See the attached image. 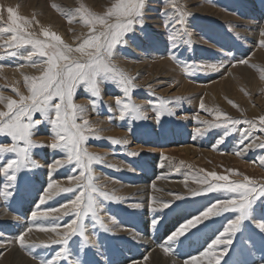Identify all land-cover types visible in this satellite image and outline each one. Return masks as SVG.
<instances>
[{
    "label": "rangeland",
    "instance_id": "obj_1",
    "mask_svg": "<svg viewBox=\"0 0 264 264\" xmlns=\"http://www.w3.org/2000/svg\"><path fill=\"white\" fill-rule=\"evenodd\" d=\"M112 2L114 0H0V26L6 25L7 8L11 7L19 16L33 22L29 31H34L41 39V30L48 29L60 35L66 44L75 47L88 33L87 27L79 20L77 10L86 9L101 15ZM178 3L188 13L185 26L191 34L190 47L181 45L173 49L170 46L168 33L163 26L165 18L161 16L167 7L165 0H148L143 32L137 31L138 40L122 47L113 61L118 70L135 78V88L130 92L131 102L141 106L148 117L146 120H136L131 115H126L123 120L119 118L115 99L117 96L123 98V93L114 84L103 85L101 102L95 111L86 99L84 88L79 87L74 96V102L86 106L87 118L100 130L96 133L100 138H92L87 144L89 152L103 157L102 163L93 165L96 183L103 191L116 198L104 201L100 213L106 223L109 217L115 219L113 232L105 233L99 228L96 230V238L104 255H95L93 249L88 257L100 260V264H115L119 261L120 264H131L132 260L139 264H179L174 258L182 264L191 255H198L203 251L218 231L223 230L226 223L224 217L232 216L231 213L211 217L191 229L185 237H181V241L186 240V247L195 241L200 243L195 250H184L186 256H183V252L180 257L176 256L177 245L176 257L165 256L159 247L180 224L208 207L213 202L212 197L223 196L221 193L190 196L184 179L194 171L204 169L227 174V169H235L264 183V167L258 162V157L264 155V150L255 148L243 156H237L235 150L238 132L231 133L222 144H217L222 129H209L202 136L195 133L196 128L203 130L205 127L198 122L197 117L212 121L216 110L234 119L257 120V123V118L264 115V48L258 44L261 39L259 32L264 28V0H178ZM69 17L72 18L71 23ZM28 51H31L30 46H25L19 49L16 56H6L3 49H0V93L4 96L18 99L13 88L27 95L24 75H40L42 69L32 68L25 59ZM229 53L235 54L236 61L247 59L249 65L255 67L236 63ZM170 54L177 56L178 60L170 59ZM184 62L189 65L223 64L224 67L219 71L208 72L189 68L191 75H187L182 67ZM20 65L24 67L21 68ZM202 101L207 109L213 110L212 115L200 109ZM161 103H166L168 111H161L158 122L156 114ZM108 106H111V112L108 111ZM0 110H5L3 102H0ZM169 111L173 114L169 115ZM35 118L40 119L38 113ZM49 132L50 126L45 125L34 139L48 144L51 142ZM256 135L264 139V133L257 132ZM113 140L127 143L114 144ZM7 142L8 138L0 137V143ZM214 144L217 145L215 150ZM51 150H33V159L40 167L27 173L25 181L13 192L11 198L0 199V264H39L38 259L33 257L47 258L52 254V249L58 246L54 245L52 249L37 247L25 250L20 248L15 238L25 233L27 243L39 244L54 236L51 232L44 234L45 231H40L41 226H52L55 222L59 226L57 231H62V226L71 219L69 216H62V213L48 211L47 218L41 216L36 221L31 220L33 211L42 213L59 208L74 198L71 193H61L46 200L44 204L39 203L44 188L50 181L59 182L63 187L69 186L66 177L71 174L70 167L54 168L50 172L49 165L56 159L64 158L63 153ZM132 152L138 155H129ZM230 179L239 180L241 177L230 176ZM158 181L160 182L156 183ZM4 182L5 178L0 173V190L3 189ZM176 183L179 185L176 186ZM188 183L190 187H196L191 181ZM145 184L152 186L154 193L167 196V199L159 202L171 201L170 208L157 207V211L147 221L146 216L144 220L140 218L138 207L132 206L137 203L141 205L142 202L133 200L131 193L134 191L128 190L129 187L138 189ZM169 193L181 194L185 199L175 200L174 195ZM145 205L146 210L151 212L150 200ZM154 217L158 220L155 228L151 226ZM91 223L89 220L90 235ZM29 228L32 229L31 232L27 231ZM137 239L151 244V249L161 251V255H154L144 261L143 257L148 255L142 254L143 242H137ZM183 242L178 245H183ZM78 243L79 238L75 237L69 246L75 251ZM131 250L133 255L129 252ZM262 255L264 251L257 239L255 248L248 246V251L242 258L249 261V264H261ZM236 258L237 254L233 253L232 259ZM73 259L74 257L70 258L66 264H72ZM221 264H224V260Z\"/></svg>",
    "mask_w": 264,
    "mask_h": 264
},
{
    "label": "snow or ice",
    "instance_id": "obj_2",
    "mask_svg": "<svg viewBox=\"0 0 264 264\" xmlns=\"http://www.w3.org/2000/svg\"><path fill=\"white\" fill-rule=\"evenodd\" d=\"M165 3L167 7L161 16L165 18L163 26L168 33L170 46L173 49L181 45L190 47L191 34L185 26L188 13L178 0H165ZM147 4L148 0H114L101 15L78 9L79 20L87 27L88 33L75 47L66 44L60 35L48 29L41 30V39L34 31H29L33 25L32 21L19 16L13 8H7L6 25L0 26V49H3L6 56H16L19 49L30 46L31 51H28L25 59L32 68L42 70L39 76L24 75L27 95L21 94L16 88L12 90L18 99L0 93V102L4 103L5 109L0 110V137L8 138L9 141L0 143V173L5 178L3 189L0 190V199L11 198L13 192L25 181L27 173L40 167L33 159L35 149L50 148L54 152L63 153L62 160L56 159L49 165L50 172L54 168H71V174L66 177L69 186L63 187L59 182L50 181L44 188L39 203L44 204L46 200L61 193H71L74 198L59 208L31 213V220L36 221L41 216L47 218L48 211L60 212L64 209L62 216H69L71 219L62 226L63 230L57 231L59 226L55 222L52 226H41L40 231L51 232L54 236L39 244L27 243L25 233L15 238V242L25 250L37 247L52 249V246H58L52 249V254L47 258L33 257L38 259L39 264H66L73 257L72 264H100V260L89 259V254L95 249L96 255H104L96 238V230L99 228L105 233L113 232L115 219L109 217L106 223L100 213L104 201L116 198L103 191L96 183L93 165L102 163L103 157L89 152L87 144L92 138H100L96 135L100 130L87 118L86 106L74 102V96L79 87L84 88L86 99L95 111L101 102L103 85L111 83L123 93V98L117 96L115 99L120 119L123 120L126 115H131L136 120L148 118L140 105L131 102L130 92L135 88V78L118 70L113 63L122 47L138 40L137 31L143 32ZM71 22L72 18L69 17V23ZM259 35L261 39L258 44L264 48V28H261ZM228 55L236 61L234 53ZM169 58L178 60L173 54H170ZM236 63L255 67L243 58ZM182 67L187 75H191L189 68L208 72L219 71L224 65H189L184 62ZM200 109L213 114V110L207 109L203 101ZM108 111H112L111 106H108ZM161 111H168L166 103L159 105L156 114L158 122ZM37 113L40 119L35 118ZM168 114L173 113L169 111ZM257 119L258 123L257 120L234 119L216 110L212 121L200 120L197 117L198 122L205 127L203 130L196 128L195 133L202 136L209 129H222V135L217 139V144H222L231 133L238 132L235 155L243 156L251 149L264 150V139L256 135L257 132L264 133V115ZM45 125L50 126L51 142L48 144L34 139ZM239 125L247 127H238ZM112 143L126 144L127 141L113 140ZM216 146L213 145L214 150ZM129 155L136 156L138 153L132 152ZM5 160L6 162H3ZM258 162L264 167V155L258 157ZM176 170L179 171V168ZM226 173L218 174L216 171L200 169L185 176L184 184L190 196L198 197L212 193H221L223 196L212 197L213 202L208 207L180 224L167 236L165 242L159 245L165 256L176 255L175 245L182 243L181 237H185L191 229L211 217H219L225 213H231L232 216L224 217L226 223L223 230L218 231L203 251L198 255H191L183 264H221L222 260L224 264H249V261L242 257L247 253L248 246L255 248L257 239L261 250L264 251V183H259L235 169H227ZM230 176H240L241 179H230ZM189 181L196 187H190ZM169 194L174 195L175 200L185 199L181 194ZM153 202L155 201L150 198V210L155 212L157 208L152 207ZM156 203L161 209L171 207V201ZM89 220L92 222L91 235ZM157 224L158 220L154 217L151 226L155 228ZM27 231L31 232L32 229ZM75 237L79 238V243L73 251L69 245ZM233 253L237 254L236 259H232ZM143 260L148 261L149 257L144 256ZM131 264L139 262L132 260ZM261 264H264V255L261 256Z\"/></svg>",
    "mask_w": 264,
    "mask_h": 264
},
{
    "label": "bare ground",
    "instance_id": "obj_3",
    "mask_svg": "<svg viewBox=\"0 0 264 264\" xmlns=\"http://www.w3.org/2000/svg\"><path fill=\"white\" fill-rule=\"evenodd\" d=\"M89 3V2H88ZM90 5V4H89ZM94 6V5H93ZM264 11V10H263ZM258 17V16H257ZM261 25V24H260ZM259 36V35H258ZM22 57V56H21ZM3 71V70H2ZM9 72V71H8ZM14 72V71H13ZM2 73V72H1ZM25 73V72H24ZM28 73H30V72H28ZM16 74V73H15ZM20 74V73H19ZM26 75V74H25ZM14 76V75H13ZM16 80V79H15ZM234 86V85H233ZM18 87V86H17ZM219 93H220V91H219ZM223 93V92H222ZM220 97V96H219ZM84 98V97H83ZM219 99V98H218ZM52 151V150H51ZM169 152H170V150H169ZM184 152V151H183ZM213 152V151H212ZM236 158H239V157H236ZM236 158H234L235 160H237ZM41 169V168H40ZM164 173H165V171H164ZM160 181H158V182H156V183H159ZM155 183V184H156ZM162 184V183H161ZM169 184H171V183H169ZM178 183H176V186H178L177 185ZM166 185V184H165ZM153 186H155V185H153ZM158 186H160V185H158ZM165 187V186H164ZM169 187H170V185H169ZM152 186H150V185H142L141 187H138V189H136L134 186L133 187H129V191H131V192H133V193H131L133 196H132V199L134 200H138L137 202H142V204L141 205H139L138 203H137V205H139L138 206V208H137V211L138 212H140L139 214L141 215V219H143L145 216H146V221L148 220V217H151L150 215H152V213H154V211H151V212H149V211H147L146 210V205H145V203H147V201H149L150 200V198L151 199H156V201H155V203L153 202L152 203V207L153 208H157V207H159V204L158 203H156V202H159V201H161V200H163V199H167L166 197V195H161V194H159V192L158 193H154L153 192V190H152ZM170 189V188H169ZM172 190L174 189V188H171ZM179 189V188H178ZM168 190V189H167ZM175 191H176V189H175ZM177 192V191H176ZM175 192V193H176ZM185 192V191H184ZM183 192V193H184ZM170 197V196H169ZM171 199V198H170ZM133 205H135V204H133ZM132 205V206H133ZM2 210V209H1ZM64 211V209H61V211L60 212H57V213H62ZM168 211V210H167ZM1 213V212H0ZM156 214V213H155ZM155 214H153V215H155ZM159 215V214H158ZM139 219V218H138ZM144 220V219H143ZM185 222V221H184ZM147 223V222H146ZM145 225V224H144ZM146 227L148 226V225H145ZM161 226H162V224H161ZM159 227V226H158ZM141 228V227H140ZM171 228V227H170ZM147 229V228H146ZM141 230V229H140ZM44 234H48L49 232H43ZM135 237H136V235H134ZM150 237V236H149ZM142 239H144V238H142ZM150 239V238H149ZM163 240V239H162ZM153 241V240H152ZM186 240H184V242H185ZM137 242H143V245H142V248H144V249H142L141 250V252H142V254H147L148 255V257L149 258H153L152 256H157L158 257V255H161V251H158V250H155V249H151V244H148L146 241H144V240H141V239H137ZM136 242V243H137ZM157 242V241H156ZM164 242V240L162 241V243ZM183 242V241H182ZM184 242H183V245H177V252L178 253H180L182 250H191L192 248H194V247H196V245L197 244H200V243H198V242H194V244H190L189 245V247H186L185 246V244H184ZM205 243H207V242H205ZM141 246V245H140ZM176 246V245H175ZM204 246V245H203ZM102 247V246H101ZM150 248V249H149ZM205 248V247H204ZM103 251V250H102ZM130 253H132L133 252V250H131V251H129ZM198 252V251H197ZM128 254V253H127ZM183 254H185V252L183 251ZM257 254V253H256ZM96 255V254H95ZM259 255V254H258ZM139 256V255H138ZM142 257V256H141ZM176 257V256H175ZM178 257V256H177ZM129 258V257H128ZM173 258V257H172ZM134 259V258H133ZM174 260L176 261V262H178L179 264L181 263L180 262V260L178 261L176 258H174ZM127 261V260H126ZM109 262V261H108ZM145 263V262H144ZM31 264H34V262H31ZM105 264V263H104ZM115 264H119V262H116ZM183 264V263H182Z\"/></svg>",
    "mask_w": 264,
    "mask_h": 264
}]
</instances>
